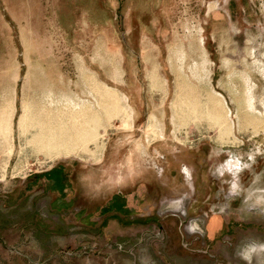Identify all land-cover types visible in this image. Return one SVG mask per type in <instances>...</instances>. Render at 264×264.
Returning <instances> with one entry per match:
<instances>
[{
  "label": "rangeland",
  "instance_id": "1",
  "mask_svg": "<svg viewBox=\"0 0 264 264\" xmlns=\"http://www.w3.org/2000/svg\"><path fill=\"white\" fill-rule=\"evenodd\" d=\"M1 11L0 264H264V0Z\"/></svg>",
  "mask_w": 264,
  "mask_h": 264
},
{
  "label": "crops",
  "instance_id": "2",
  "mask_svg": "<svg viewBox=\"0 0 264 264\" xmlns=\"http://www.w3.org/2000/svg\"><path fill=\"white\" fill-rule=\"evenodd\" d=\"M19 19H21V18H19ZM31 19H32L31 17L24 18V20H26V22L20 24V35H19V40H18L19 42L16 43L15 47L13 48V58H12V62L9 64L10 69H9L8 73L10 74L12 64L14 65V64H16V62L19 63L18 78L16 80V90H17V84L19 83V81L22 78L23 67L26 69L25 75L28 74V71L30 68L28 61L26 59V53H27L26 47H33V49L32 48L30 49V54H31V57L33 58V56H34L33 53H36V51L39 50L36 47H51L52 44L54 43L52 40L53 35L50 34L51 32L47 31L46 29L42 33L38 32L39 30L36 28V26H33L32 23L30 22ZM4 26H5V16H4V12L1 11V13H0V27H1V29H3ZM24 32H26L25 34L27 36H29L30 41H31V43L28 45H25V43L23 41ZM61 36H66V34L63 35V33H61ZM47 37H48V39H47ZM18 47L24 48V52H23L24 60H23V62L19 59V55H18L19 48ZM49 55H51L50 57H53L52 50L49 51ZM39 56H37L39 59H41L43 57V56L42 57L41 56L39 57ZM38 58L37 59L33 58V60H38ZM42 61H43L44 67H46V69H48L50 75L52 76V79H54V81L56 79V81H58L59 83H63L62 80H59L60 79L59 77L61 76L60 73H63L64 77H65L66 76L65 73L57 64H56V66H54L52 64V63H54V61L56 62V59L55 58H48V60L45 62L44 59L42 58ZM75 66L77 67V64ZM53 67H55V68H53ZM2 76H4V75H2ZM26 78H27V75H26Z\"/></svg>",
  "mask_w": 264,
  "mask_h": 264
},
{
  "label": "bare ground",
  "instance_id": "3",
  "mask_svg": "<svg viewBox=\"0 0 264 264\" xmlns=\"http://www.w3.org/2000/svg\"><path fill=\"white\" fill-rule=\"evenodd\" d=\"M176 47H179V46H172L171 47V52H170V56H169V60L171 61V63H172V61H173V59H174V57H175V55H176V52H175V50H176ZM179 50H180V58H181V62L183 63L184 62V58H185V50L182 48V46H180V48H179ZM175 52V54H173ZM178 55H176V57H177ZM116 71H117V75L120 77L121 75H122V71H121V69H119V67H116ZM152 79H153V77H151ZM155 122H154V118L153 117H150L149 118V123H148V128L151 130V132H152V134H154L155 136H157L158 135V132L155 130ZM69 131H71V129L69 130ZM72 133V132H71ZM73 136V135H72ZM69 139H70V137H69ZM78 139V138H77ZM76 139V140H77ZM62 149H66V147H64V145H63V147H62ZM62 149H58V150H62ZM58 150H56V152H59ZM193 222V221H192Z\"/></svg>",
  "mask_w": 264,
  "mask_h": 264
},
{
  "label": "clouds",
  "instance_id": "4",
  "mask_svg": "<svg viewBox=\"0 0 264 264\" xmlns=\"http://www.w3.org/2000/svg\"><path fill=\"white\" fill-rule=\"evenodd\" d=\"M240 255H241L244 259H248V257H247L243 252H241Z\"/></svg>",
  "mask_w": 264,
  "mask_h": 264
}]
</instances>
